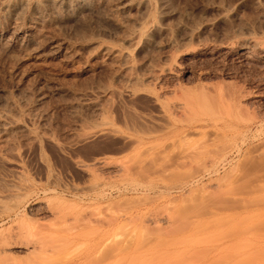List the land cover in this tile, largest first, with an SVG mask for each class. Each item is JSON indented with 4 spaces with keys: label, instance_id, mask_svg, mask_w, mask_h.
Masks as SVG:
<instances>
[{
    "label": "rangeland",
    "instance_id": "rangeland-1",
    "mask_svg": "<svg viewBox=\"0 0 264 264\" xmlns=\"http://www.w3.org/2000/svg\"><path fill=\"white\" fill-rule=\"evenodd\" d=\"M15 2L0 264H264V0Z\"/></svg>",
    "mask_w": 264,
    "mask_h": 264
},
{
    "label": "bare ground",
    "instance_id": "bare-ground-1",
    "mask_svg": "<svg viewBox=\"0 0 264 264\" xmlns=\"http://www.w3.org/2000/svg\"><path fill=\"white\" fill-rule=\"evenodd\" d=\"M25 0H16V2H15V4L17 5V4H21L22 2H24ZM25 3V2H24ZM206 97V96H205ZM209 99H211L210 98V96L208 97ZM210 101V100H209ZM26 246V245H25ZM34 246V245H33ZM33 249H35V248H33ZM3 252V251H2Z\"/></svg>",
    "mask_w": 264,
    "mask_h": 264
}]
</instances>
